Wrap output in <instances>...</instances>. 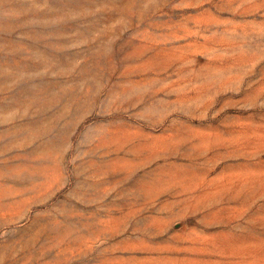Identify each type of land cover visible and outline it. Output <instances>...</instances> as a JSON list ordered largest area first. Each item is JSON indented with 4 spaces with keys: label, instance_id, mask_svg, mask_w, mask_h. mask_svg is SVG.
<instances>
[{
    "label": "rangeland",
    "instance_id": "obj_1",
    "mask_svg": "<svg viewBox=\"0 0 264 264\" xmlns=\"http://www.w3.org/2000/svg\"><path fill=\"white\" fill-rule=\"evenodd\" d=\"M0 264H264V0H0Z\"/></svg>",
    "mask_w": 264,
    "mask_h": 264
}]
</instances>
